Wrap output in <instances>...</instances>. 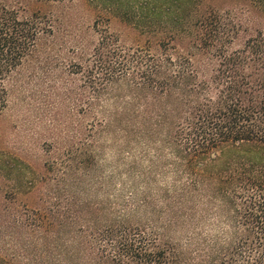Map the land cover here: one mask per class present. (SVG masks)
<instances>
[{
    "label": "trees",
    "instance_id": "obj_1",
    "mask_svg": "<svg viewBox=\"0 0 264 264\" xmlns=\"http://www.w3.org/2000/svg\"><path fill=\"white\" fill-rule=\"evenodd\" d=\"M84 8L0 0V114L33 61L55 60L73 104L38 163L0 137V264H264V0ZM108 136L143 147L132 182L106 174Z\"/></svg>",
    "mask_w": 264,
    "mask_h": 264
},
{
    "label": "rangeland",
    "instance_id": "obj_2",
    "mask_svg": "<svg viewBox=\"0 0 264 264\" xmlns=\"http://www.w3.org/2000/svg\"><path fill=\"white\" fill-rule=\"evenodd\" d=\"M87 2L88 0H76L81 10L85 9ZM80 23L86 27L92 23V19L86 16L80 18ZM110 27L112 31L121 33L124 40L133 42L137 39L136 32L116 18L112 19ZM70 40L69 35L67 37L58 34L56 43L57 46H69ZM54 62L55 60L50 59L46 64L38 65L34 61L26 64L21 73L8 83V105L0 114V137L3 147L37 163L44 158L45 141L55 139L59 144L64 142L66 123L70 121L69 112L73 107L66 96L65 80L60 78L63 70L57 68ZM75 120L74 116L72 121ZM118 142L116 143L113 136L103 139L104 156L101 164L106 174L116 176L117 183L132 182L127 176L120 178L118 175L134 158L140 164L143 147L137 145L132 159L120 154L122 140ZM162 182H169V178ZM167 237L174 241L183 238L181 233L173 231L168 232Z\"/></svg>",
    "mask_w": 264,
    "mask_h": 264
}]
</instances>
